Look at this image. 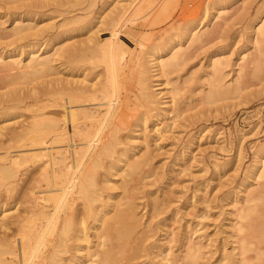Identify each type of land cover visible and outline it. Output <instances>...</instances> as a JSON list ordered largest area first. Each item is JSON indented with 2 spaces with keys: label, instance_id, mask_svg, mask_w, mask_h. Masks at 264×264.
<instances>
[{
  "label": "bare ground",
  "instance_id": "1",
  "mask_svg": "<svg viewBox=\"0 0 264 264\" xmlns=\"http://www.w3.org/2000/svg\"><path fill=\"white\" fill-rule=\"evenodd\" d=\"M223 2L214 16L206 10L202 18L188 24L180 34L173 30L165 35L164 47L154 44L141 55L135 53L134 45L117 29L121 21L117 13L105 16L96 23L92 21L94 27L88 29L89 35L85 39H74L52 54L48 50L37 55L35 47L42 32L36 26L24 24L25 20H34L36 13H19L13 30L0 34V62H4L7 55L10 58L15 55L16 50L6 51L7 47L12 49V44L31 40L27 47L32 58L22 67L31 68L37 74H49L55 70L64 75V70L70 71L67 77L54 81L56 86L47 84L40 95L35 94L36 89L23 94L17 90L0 93V109L38 105L31 121L21 125L20 130L14 129L7 135L2 130L11 123L0 127V135H7L0 142H11L10 147L18 149L10 166L0 164V188L5 185L1 177H15L23 158L31 165L38 160L44 161L42 172L35 176L36 188L42 190V183L46 181V188L52 189V197L56 200L53 202L52 197L48 200L43 193L45 189L39 195L37 192L40 189L24 194L17 192L14 185L0 189V264H157L159 257L168 264H202L209 252L213 258L220 253L215 264H264V190L257 194L250 190L242 206H238V197H232L233 211L230 215H234L237 222L231 225L232 233L228 237L233 244L231 250L224 240L222 247L206 252L209 244L192 238L198 230L194 228L191 233L187 232L188 222L184 225V234L173 231L165 234L166 239H155L158 234L155 233L158 231L156 225L161 227V223L154 224V218L169 207L170 201L166 199L155 198L150 204H144V209L151 206L147 221H143L144 214L139 211L138 200L143 197L138 193L141 191L139 186L144 179L147 180V176L153 175V171L147 172V166L152 165L156 155L150 144L151 138H148L149 133L157 135L156 139H152L156 144L164 134L179 125L178 120L187 110L185 99H188L178 98L180 92L190 90L191 94H202L200 104L206 105L234 99L243 90L240 79L234 84L227 81L230 74L226 69L231 65V57H210L208 67L211 66V69L204 70L203 74L200 73L203 64L201 71L187 69L205 52V44L214 41H211L212 35L218 34L217 39L219 33L228 28L225 26L229 23L225 18L227 4ZM210 14L213 19L216 18L212 28L207 24ZM81 24L77 17L65 19L59 26L61 37L84 29ZM103 25L110 26L112 32L106 28L104 32L109 34L106 32L101 38ZM257 33V41H264V21L257 28ZM119 35H123L121 39H118ZM9 38L11 41L5 42ZM169 51L172 55L163 59L162 55ZM240 59L245 61L246 55L241 53ZM22 60L11 59L8 65L21 66ZM239 65L242 69V64ZM186 70L188 77H177L181 86L172 82L170 76ZM164 85L173 87L163 93ZM161 94L164 96L160 97ZM53 96H57L53 98L56 104H51ZM164 97L168 101H163ZM28 101L36 102L29 104ZM49 106H61L63 110L59 118L45 116L43 110ZM149 122H152V128L147 131ZM142 134L145 136L144 145L139 144L143 151L137 150V141ZM54 147L59 155L56 158H52L51 154ZM61 160L68 163L67 172L61 174L57 169L50 174L46 172L49 163L56 164ZM101 169L107 172L100 179ZM119 174L124 179L117 184L115 176ZM257 176L264 179V156L250 167L240 188L243 189L249 180ZM74 177H78V181L71 185ZM28 187V190L33 189L31 185ZM118 190H121L120 194ZM2 192L6 193L5 197ZM21 199L30 204L23 214L10 219L7 206L11 201L19 204ZM77 200H82V204L78 205ZM60 209L62 213L58 211ZM55 210L57 219L51 220ZM194 215L196 218L206 217L199 210ZM172 241L181 242L178 254L173 250ZM159 242H162L161 246ZM67 254V257L64 256Z\"/></svg>",
  "mask_w": 264,
  "mask_h": 264
},
{
  "label": "rangeland",
  "instance_id": "2",
  "mask_svg": "<svg viewBox=\"0 0 264 264\" xmlns=\"http://www.w3.org/2000/svg\"><path fill=\"white\" fill-rule=\"evenodd\" d=\"M224 1L227 4L226 10L228 11L225 18L227 22L231 23V25L227 23L225 26L226 28L228 26V28L224 33L222 32L226 37L219 33V38L216 39L218 32H216V36L214 33L211 37V41H214L205 44L208 48L205 46L203 48L204 55L202 54L198 58L199 60L193 61L187 69L201 71L203 67L200 72L203 74L204 70L211 69V66L208 67L210 57L215 55L231 57V65L226 69L227 74H230L227 81L234 84L235 80L240 79V84L243 83L241 85L243 90L234 99L213 104L205 103L204 106L200 104L202 94L197 92V94H191L190 90L181 91L178 98H181V96L182 98H188L185 99L187 110L180 118L181 120H178L179 125L174 130L164 134L165 136L161 137L162 139L160 138L156 144L153 140L154 137L157 138V135L149 133L148 138H151L150 144L156 155L153 162L151 161L152 165L150 167L148 165V171L147 169L146 171L148 173L153 171V175L147 176V180L142 181L143 184L139 186L141 191H138L141 194L140 196H143L140 201L138 200L140 203L139 211L141 215L144 214L143 221L148 220L150 215L148 212L151 210V206L144 209V204H150L155 198L170 201L165 212L154 218V224L161 223V227L156 225V231H158L155 233L158 234L155 235V239L157 238L159 241L166 239V235L173 231L178 234L183 232L184 234L186 232L184 225L188 222L190 226L187 232L191 233L194 228L198 230L192 238L196 242L203 241L206 245L209 244L208 248L205 249L206 252L222 247L224 240L227 241V248L232 249V240L228 237L232 233L231 225L237 222L234 220V215H230L233 211L232 197L234 199L238 197L237 200L240 202L238 206H242L244 197L250 190H254L256 194L264 190V179H258L259 175L254 180H249V183L243 189L240 188L247 171L264 156V41L260 43L257 41V28L264 21H262V18L264 19V0ZM222 3H224L223 0H14L12 3L11 0H0V34L5 35V33L13 30L17 24L14 20L19 13H36L37 16L34 20H25L24 24L36 26V29H40L42 32L39 37L40 42L35 47L37 55L48 50L52 54L61 45L71 44L74 39H85L89 35L87 33L88 29L94 27L92 21L96 23L99 20L102 21L105 16L117 13L121 18L117 29L120 30L119 32L122 31L128 42L134 45L135 53L141 55L143 51L153 47L154 44L164 47L165 35H169L173 30L174 33L180 34L188 24L197 22L202 18L206 10L214 16L216 9L222 6ZM208 8H210V12ZM227 13L229 14L226 17ZM3 16L5 17L3 18ZM71 17L79 18L82 22L81 25L85 28L61 37L59 26L65 19ZM90 21L91 23L87 24ZM215 21L216 18L213 19L210 14L207 18V24H210L209 27ZM106 28L109 30L110 26L109 28L102 26L104 30L101 32L103 33L101 38H104L106 32L108 33V31L104 32ZM109 31L111 33L112 29ZM122 36L119 35L118 39H121ZM6 40L5 42L8 43L11 38ZM30 41H20L12 44V49H7L10 46L6 48V51L14 49L16 52L13 53L15 55L12 58L6 54L4 62H0V93H13L17 90V92L23 94L31 89H36L35 94L40 95L47 84L56 86L54 81L60 77H67L70 72L64 70V75H62L54 70L49 74H37L31 68L22 67V65L29 63L32 58V55L28 52L30 49L27 47ZM1 42H3L2 39ZM21 45H23L22 48H20ZM16 46L17 49H15ZM241 53L246 55L245 61L239 60ZM171 55L172 53L169 51L162 57L166 59ZM11 59H23L21 66L8 65ZM259 60L260 64L258 63ZM240 63L243 66L242 69ZM55 64L59 67L58 62H55ZM260 65L263 70L260 69ZM257 69L259 72L256 71ZM188 75L189 73L186 70L170 77L173 83H179L177 81L178 76L185 79ZM179 86H181L180 83ZM172 87V85L163 87V93L167 92L168 89L170 90V88L172 89ZM163 96L164 94L160 95V97ZM56 97L50 98L52 100L51 104H56L53 101V98L56 99ZM163 101H168V99L164 97ZM34 102L36 101H28L29 104H34ZM32 106L31 108L23 106L0 109V127L6 123H11V126L2 131L8 135L12 130H20L21 125L31 121L32 115L38 109L37 104ZM61 110H63L61 106L59 108L49 106L43 111L46 117L59 118ZM151 124L152 122H149L147 131L152 128ZM159 124H161L160 121ZM7 135H0V140L5 139ZM144 138L145 136L142 134V137L137 141L138 144L140 142L144 145ZM10 145L11 142H0V164L7 163L6 165L10 166L13 158L15 159L17 155L15 150L18 149H16L17 147L11 148ZM23 148L26 149V147ZM54 148L53 151L51 150L52 158L59 156L58 153L56 154L58 150ZM19 150L21 149L19 148ZM137 150L143 151L144 149L139 144ZM43 163L44 161L38 160L31 165L30 162L26 161V158H23V164L17 168L15 177H1V182L5 185L3 184L4 186L0 189L4 190L9 185H14L19 193L24 194L26 191L31 190L37 192L40 188H36L35 180L42 172ZM68 167V163L63 160L56 164L52 162L46 167V172L50 174V172L53 173L57 169L63 174L68 171ZM105 171V169L100 170V179ZM35 176L37 177L35 178ZM115 177L117 184H120L124 179V176L120 174ZM77 181L78 177H74L71 185L76 184ZM29 185L34 190H28ZM42 185L44 188L40 189L41 191L39 190L37 195L45 189L43 193L50 200L52 189L46 188V181ZM118 191V194H120L121 190ZM2 193L5 197L6 193ZM118 194L115 196L116 199L119 198ZM201 198L203 199L201 200ZM21 200L19 204L11 201L7 206L10 219L18 214H23L25 207L30 204L25 203L23 199ZM52 201L56 202L53 197ZM82 202V200H77L78 205H81ZM198 210L202 214H206V217L203 219L196 218L194 213H197ZM58 211L63 212L61 209ZM55 213H57L56 210L52 213L51 220L53 218L54 220L57 219ZM162 242L158 244L161 246ZM180 243L172 241L173 250L177 254L179 253ZM211 254L210 252L206 253L202 264L217 263L216 260L220 253L216 258L211 257ZM68 255L64 256L67 257ZM156 263L168 264L166 261H162L160 257L156 259Z\"/></svg>",
  "mask_w": 264,
  "mask_h": 264
}]
</instances>
